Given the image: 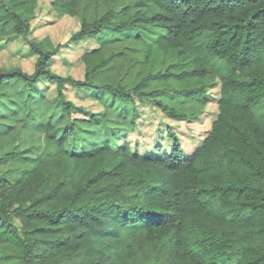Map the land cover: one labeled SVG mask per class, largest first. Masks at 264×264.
I'll return each instance as SVG.
<instances>
[{
    "label": "trees",
    "instance_id": "trees-1",
    "mask_svg": "<svg viewBox=\"0 0 264 264\" xmlns=\"http://www.w3.org/2000/svg\"><path fill=\"white\" fill-rule=\"evenodd\" d=\"M36 2L0 0V51L10 36L28 35ZM93 5L106 10L89 20L85 6ZM52 6L79 18L72 40L98 45L81 56L84 78L51 72L57 48L30 41L38 55L34 72L0 71V94L5 83L21 81L31 91L44 79L66 112L69 86L114 104L136 97L186 119L178 106H202L206 88L217 82L218 114L190 153L171 132L168 153L157 147L140 154L109 140L77 148L74 123L41 121L37 155L3 154L15 160L0 172V245L19 255H0V262L264 264V0H54Z\"/></svg>",
    "mask_w": 264,
    "mask_h": 264
},
{
    "label": "rangeland",
    "instance_id": "rangeland-1",
    "mask_svg": "<svg viewBox=\"0 0 264 264\" xmlns=\"http://www.w3.org/2000/svg\"><path fill=\"white\" fill-rule=\"evenodd\" d=\"M54 0H37L33 13L27 18L29 33L26 36H10L0 51V71L13 69L32 74L38 55L29 49V42H39L46 50L57 48L52 55L48 69L56 75L83 79L85 67L81 56L97 44L90 38L72 40L80 30L78 17L58 15L52 6ZM82 10V9H81ZM105 6H91L85 13L91 20L104 12ZM21 81L5 83L0 94V172L14 165L12 158L3 156L7 152L31 153L37 155L43 146V135L37 129L41 121L56 125L76 126L74 146L87 148L109 140L112 147L126 143L130 150L144 154L156 151L169 152L172 141L169 133L175 135L181 149L190 153L199 146L211 129L218 114L217 101L219 84L216 82L205 90L202 106L180 104L178 110L189 117L174 119L155 106L133 97L123 103H112L110 98H96L92 91H76L66 86L63 100L72 105L69 112L58 100L55 85L41 79L35 88L28 90ZM104 117L97 126L84 123L90 116ZM6 159V160H5ZM5 160V161H3ZM3 161V162H2ZM1 174V173H0ZM19 255L10 245H0V255ZM11 263L0 264H15Z\"/></svg>",
    "mask_w": 264,
    "mask_h": 264
}]
</instances>
